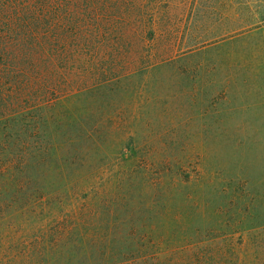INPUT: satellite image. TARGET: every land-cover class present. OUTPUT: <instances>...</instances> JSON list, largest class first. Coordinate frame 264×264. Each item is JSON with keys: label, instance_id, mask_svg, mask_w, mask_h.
Returning a JSON list of instances; mask_svg holds the SVG:
<instances>
[{"label": "rangeland", "instance_id": "1", "mask_svg": "<svg viewBox=\"0 0 264 264\" xmlns=\"http://www.w3.org/2000/svg\"><path fill=\"white\" fill-rule=\"evenodd\" d=\"M91 8L121 44L81 53L61 82L71 92L47 97L54 165L33 175L42 191L25 218L0 195V256L12 260L21 243L28 251L60 221L50 214L66 222L87 194L103 219L94 224L117 228L116 261L104 264L140 255L122 253L135 224L153 227L154 264H264V0Z\"/></svg>", "mask_w": 264, "mask_h": 264}, {"label": "trees", "instance_id": "2", "mask_svg": "<svg viewBox=\"0 0 264 264\" xmlns=\"http://www.w3.org/2000/svg\"><path fill=\"white\" fill-rule=\"evenodd\" d=\"M101 1L0 0V195L21 218L28 215L26 205L34 200V194L42 191L33 175L42 172L44 163L53 167L58 148L56 129H51L55 100L47 97L71 92L61 82L69 80L71 66L87 59L81 53L99 54L106 44H121L111 40V23L101 22L100 11L92 14L91 6H100ZM124 38L127 42L128 34ZM149 40H155L153 32L149 33ZM58 195L60 202L64 198L61 193ZM84 197L86 204L68 213L66 222L63 211L50 214L60 218L56 227L44 238L36 237L28 251H23L22 243L14 245L16 256L9 260L1 255L0 264H33V260L40 262L47 251L56 254L51 264L116 261L113 235L117 228L108 224L96 226V219L103 223L98 218L100 208L90 210L93 204L87 202V194ZM148 229L153 227L135 224L125 230L124 241L127 242V236H132L133 241L122 253L140 255L112 264H154L156 259L149 248L157 240ZM95 248L102 253L98 258H93ZM30 257L32 260L28 261Z\"/></svg>", "mask_w": 264, "mask_h": 264}]
</instances>
